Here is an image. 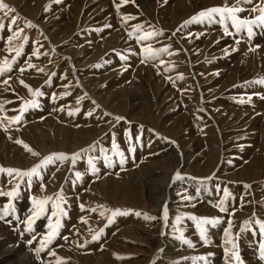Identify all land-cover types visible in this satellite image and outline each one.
<instances>
[{"label": "rangeland", "instance_id": "rangeland-1", "mask_svg": "<svg viewBox=\"0 0 264 264\" xmlns=\"http://www.w3.org/2000/svg\"><path fill=\"white\" fill-rule=\"evenodd\" d=\"M90 1L91 3H88L89 4L88 6L87 2H89V0H77L76 4L74 3L72 4L71 2H68L66 0H62V3L59 4L54 3L53 0H5L6 3H8L10 6L16 9V12L13 13V15L20 17V19L18 20V25L24 29V35H27L29 37V40L24 48V54L19 58V62L16 65H14L13 71L11 73H8L5 77H0V101L10 102V103H5V111L0 112V117L17 115L18 113L16 111H13V109H19L24 104L25 101L33 98L31 97V94H29L30 92L28 88L24 87L19 83L21 79L24 80V82L30 87L32 86L31 87L32 89H40L41 91H43L44 96L38 98L40 102V107L35 109H29V111H27L24 114V120L21 123L13 124L7 131H5L4 127L0 126V166L13 167V168L26 170L31 168L35 164L39 163L40 159L43 156L49 155L54 152H64V153L72 154L80 151L83 148H87L89 145L99 141V144L97 145L95 151L89 153V155H93L101 158L97 164V167L100 168L99 178H97L96 176H92L90 173H88L84 176L82 183L78 182L75 185L72 183V180L75 179L74 177L75 171H81V172L85 171L86 160H87L86 156L77 162L74 169L71 168L70 164L67 163L68 165H66L65 163L59 165V168L57 167V165H50L44 171L43 182L47 186V193H55L57 192V190L59 191L63 189L68 197V204L65 205L67 211L71 210V208L73 207L72 208L73 218L68 213L69 218L67 217L65 218V220L67 219L70 222L66 223L64 222L65 220H63L64 227L60 233L61 237L68 236L69 240L65 242L63 239H57L51 245V248L56 251L59 257L64 258L67 264H100V262L101 264L104 262L107 263L105 257L103 256L105 251L111 253L110 255L114 261V263L111 262V264H193L192 260L185 258L195 257V256H208L209 264H226L224 259L223 239H224V229L226 227L227 220L231 218L234 221V228H233L234 233L240 231V228L243 226V221L253 217L251 214H253L254 212L255 213L253 215H255L257 218L261 220H264V175H263L264 120L263 119L259 120L260 122V124L258 123L259 130L257 129L252 130L251 128H253L252 125L254 124L252 120L254 118L253 116L250 119H247V121L245 119L243 121L242 116H241L242 119L239 117L238 121H235L236 124L238 123L237 125L235 124L233 119L231 120V117H228L229 116L228 111L230 110L231 102L235 104L238 103L243 109L244 107H246L247 110L251 111L252 115H255V113H257L254 107L250 106V103H244V104L239 103V99L241 98L247 100L246 96L240 97L239 94L242 95L249 94V91H247L246 89L247 87L245 86V84H242L244 86L241 85L239 86L237 85L238 87L235 86V88L231 91L232 94L230 96L227 95L228 89L225 90L226 91L225 94L222 92L220 93L218 88L215 87L214 89L213 87V83H215V81L218 79H222L224 72H228V67L230 69L236 67L235 63L238 57L235 58V60L234 57L240 56L241 52L233 53L234 57L232 58V60L234 61H232L231 58H228L231 54H227L225 50L223 51V49H221L224 55L220 53L221 57H219V62L220 59L223 60V62L219 63V65L214 64V61H217L216 60L217 58H214L213 56L214 52L210 53L208 47L205 46L208 43V39L206 38V36H209L207 32L210 30L217 32L218 30H215L212 27L214 26L218 27L220 25L210 24L209 26H204L203 24L200 23H193L188 25L187 27L181 28V25H183L186 16L178 17L177 13H173L174 12L173 9L175 7L174 5L176 4L174 2H177V0L176 1L175 0H150V1L145 0L143 3H140V5H137L136 3L133 6H131L133 3L129 2L128 4L122 5L123 8L120 7V9L122 8L121 11H118L116 7H113L114 6L113 0H102V1L90 0ZM115 1L121 2V0H115ZM135 1L136 0H134V3ZM197 1L198 2L195 5L196 8L198 9V11H196L197 13L203 8L205 9L210 7V6L208 7L204 6L207 2H209V0L207 1L204 0L205 4L202 3L203 0H197ZM49 5L51 6L50 10L48 8ZM80 5H82V7ZM125 5L127 7H125ZM143 6L145 7V9H143L142 12L140 7ZM214 6H221V4L217 3ZM110 7L112 9H110ZM243 7L248 8L246 6ZM36 9H38L39 12L38 19H35L33 18V16H31ZM105 9H107L106 10L107 12L105 11ZM112 10L114 11V14ZM101 12L102 13L105 12L104 15ZM138 12H141L139 13V17H136L133 21L129 20L127 22H123L122 16H124V14L135 17V15L138 14ZM247 14L248 12L246 11L240 13L242 17H246ZM2 15L3 13H0V16ZM113 17H115L116 19ZM82 18H83V22L79 25L77 22H79V19ZM26 20L35 23L41 31H39L37 28L27 27L25 23ZM146 20L152 22V24L149 23V25L155 26V28L162 29L164 31L163 35L155 37V45H153L154 47L160 48L167 46V44H170L172 46V49H175V51L179 52L178 55L174 54L172 57L169 56L171 58L175 57V60H177V62L174 63L175 65L186 63L185 66L187 67L188 55L189 58L192 60L191 61L189 59L192 62V64L194 60L198 62L201 59L203 60V57H207V56L210 57L211 55L210 58H212L211 60L201 61L202 64L200 65L199 63L200 69H196V72L198 73V79L201 85V90L203 92L202 94H204V99L203 100L199 99V103L201 106L203 104V109L205 108L206 111L205 115L211 117L209 118V122L206 124V127L204 126L202 128V131L204 132L203 134L200 133L201 132L200 128H197V126L195 128L193 126L190 118L192 114H190V112H188V110L186 109L185 103L188 101V99L189 100L191 99L189 96H186L187 94H189V92L182 91L183 89L181 87H178L176 84H173V82L168 79V77L171 76L173 80H175V77L177 75L176 72L179 71V69L175 68V70L172 71L171 74H167L165 71L160 70L165 68L166 64L161 65L162 67L160 69L159 68L157 69V67L154 66L156 62L142 65L145 66L147 69L145 70V73L149 72L150 70V72L147 73L148 75L146 74L145 79L142 81L144 82V84L146 83L145 85L148 88L154 84V89L153 90L151 89L152 91H150L152 101L149 102L145 100L143 102V105L144 106L146 105L151 106V104L156 105V103H154L157 102V98H155L156 97L155 94L159 95L158 98H160L161 95H163V97L167 99L166 112H163L160 115V112L155 111L157 114L153 117V119H151V117L148 116L147 120L149 119V122L151 121L150 124L152 126L154 125L153 127H156L161 124L162 126L165 127L166 130H168L171 124L170 122L171 121L174 122V120L177 119L178 120L182 119L180 117L182 114V116L185 115L184 116L185 118L189 116L188 120L190 121L186 120L187 123L184 122L185 126L191 124L192 128H195V129H191L189 127H186L185 129H182L184 132L176 131L174 133H171L172 136L169 134L170 138L168 137L169 135L164 136L163 134L165 138H168L170 140L171 139L175 140L178 145L175 146V142L173 145H165L163 147H160L161 145H159L157 146L156 151H154L152 147L144 148L145 141L147 138L145 126H143L144 127L143 131L140 132V126H139L141 125L140 123L136 124L135 121L130 120L131 123L129 124L128 123L129 121L127 119L117 123L112 117L104 116L103 114L105 112L99 110L96 107V104L99 105L102 104L103 106H105L104 108L106 111L112 112L114 113V115L116 114L111 109L110 104L108 103L109 98L106 97L107 91L109 92V94H112V91L107 90L108 82L104 81L106 83H103V80L106 77H110V78L112 77L120 81L125 76H128L127 82H125L122 86L121 85L117 86L118 89H122V90L124 89L123 87L125 85L130 83L131 77H133L132 75H135L134 73L136 72V70L140 68V66L135 67V64H138V61L140 59L134 57L135 55H133L132 53L134 49V45L136 43V39L134 38V36L130 37L129 33L133 31L132 24L133 25L143 24L145 26L144 27L145 29H150V27L146 25ZM98 22H102L101 23L102 26H100V23ZM106 25H111V27H106ZM168 25H172V26L169 27ZM66 26H68L71 31L69 29L67 31V29L65 28ZM101 27L104 31L98 32L99 35H97L95 29ZM8 28H9V24L6 18L5 29L3 30L2 33H0V35L4 37V39H0V59L10 55L8 54V52L4 50L6 47L5 40L7 36L10 34ZM105 28L108 29L106 30ZM176 28L180 29V31H177L175 34L176 41L175 38H171L172 40L171 42L168 41V39L166 38V31ZM218 28H220L221 34H223L222 26ZM230 30L234 31V29L231 28ZM33 36H36L38 38L36 39ZM113 36H117L118 39L116 38V40L115 39L113 40L112 39ZM224 37L226 38V39L224 38V40H226L228 43L226 44L224 42L221 43V45L223 46L233 45L234 47L239 45L229 38L231 36L228 37L224 35ZM239 38L241 41L242 40L244 41V43L247 45L248 48L254 47L256 49L255 51L264 48L263 34L256 35L254 39L255 42L259 41L260 44H257L259 45V48L256 47L257 45L252 46L251 40H249L246 37V35L243 38L239 36L235 37V39H239ZM37 41H39V44L43 45V47L40 48L41 53L44 52L49 53V55L47 56L45 55L40 56L41 58L47 59L46 64L43 65L45 69V73L47 72L53 73L56 71L55 76L49 74L48 77H44L43 73L41 72L38 73L35 69L26 70L23 73L19 72V68L21 66H26V61L28 57L31 55L33 49L35 47H39V45L36 43ZM178 41H179L178 43L179 45L177 44ZM196 41H200L201 43L202 42L205 43L206 41L207 42L205 44L203 43L202 46H199L200 47L199 48L196 47L195 44ZM146 43H148V41ZM98 49H99L98 53H101V56L98 60L93 61L92 57L98 51ZM110 50L112 51V53L108 54L107 52ZM221 50L219 51L221 52ZM134 51L135 53L142 51V47L135 48ZM193 52L195 58L191 57L193 56L191 54ZM206 52L209 54H207ZM246 52H251V51H246ZM106 54H107V58H109L107 60V64L109 63L110 64L101 66L100 63L103 62L102 56ZM11 55H14V53H12ZM120 56H126L128 57V59L121 60ZM52 57H54V60ZM31 59L33 60V58ZM112 59H114L117 62L126 61L128 62L127 64H132L133 67L130 65L125 66L126 64L125 65L120 64L116 68L110 67L116 64L114 63L115 61ZM184 61L186 62L183 63ZM224 61L228 63L229 66L219 67L220 65H222V63H225ZM32 63L40 67L39 63H35L33 61ZM95 65H100V66L95 67ZM52 68H55V70L51 71ZM35 72L38 74H36ZM65 75L67 76V79L64 78ZM165 76L166 79L169 81L166 82V79L164 78ZM8 77H10L9 84L4 85L3 80ZM33 77L36 83L33 82L32 79ZM193 77H196V75ZM150 78L154 79V80L152 79L153 82L149 80ZM37 79H39L40 81H38ZM49 79H51L50 86L46 83V81H48ZM258 79L254 78L253 81ZM182 81H180V83ZM148 82L151 83L149 84ZM63 83L64 85H69V87L68 88L62 87ZM61 87L64 89H62ZM159 87H162V89H157ZM166 88L170 89V93L172 94L167 95L165 92ZM72 89L76 91L81 89L83 91V96L87 94L86 98L84 99V102L87 105L81 108L79 113L76 114V115H82L81 116L82 119L80 118V120L76 124L72 123L73 118L68 122L64 120L65 117L69 118L68 115L69 110H72L73 108L75 109L78 104L84 105L83 101L82 103H77V98L83 96L79 94L76 97H74V93L76 92ZM65 91L68 92L73 91V92L71 93V95L67 97L60 98V94ZM52 94H56L57 99L54 103H52L53 108L49 107L50 108L49 109L47 106L51 105L50 103L53 102ZM65 98L71 100L67 102L65 101ZM90 99L92 102L90 101ZM45 100L46 102L49 101L47 103V106L45 105L46 104ZM63 101L65 103H62ZM93 101H95V104L93 103ZM42 102L44 103V105ZM62 107L65 108V111H67L66 113L65 111L63 112L56 110ZM237 109H238L237 112H239V108ZM92 110L94 115L92 117L86 116L88 120L84 119L86 113ZM170 111L171 113H176L180 111L181 114H176L175 116H171L169 115ZM128 112L130 113L131 111ZM62 114L64 116H62ZM65 114H67L68 116L67 115L65 116ZM159 115L162 118H159ZM45 116H47L46 119H43ZM170 116L173 118V120L170 119ZM101 118L103 119V124L95 125L90 122V119L91 121L97 122L100 121ZM62 122H65L67 124ZM239 122H243V124ZM214 124L216 126L215 128H214ZM102 125L107 129L102 133H100L101 137L93 140L88 145L73 152L71 151V148H73V144L71 143L72 139H70L71 137L66 139L65 137L62 136L63 134L70 135V132H72V130H80V133L82 134L84 133L83 135L85 137H88V132L92 131L91 129H94L96 131V134H98ZM94 126H96V128L97 126H101V127L96 129L93 128ZM211 127H213L214 129H212ZM129 128L131 129L132 132V142L136 147V151L134 153L128 151L129 143H128V137L126 135V131ZM206 128H210L208 130L214 132L215 130L221 131V129L223 128L222 133L227 137L225 148H222L220 153L221 162L217 165L215 169L211 171H210L212 167L211 165H214L213 163H215V159L213 161V156H212V151L214 150V148L209 145V141L212 139V137L209 135ZM245 130H249V132L248 131L245 132ZM192 132L193 134L191 135ZM113 134H115V139L120 145V147L124 150L125 155L128 157V160H127V164L124 165L123 169H121V167L117 164V166L111 168L110 171L109 168H108L109 170H107L106 169L107 167L104 166L102 159L104 154L100 151V149L101 148L109 149V150L111 149ZM181 134L183 138H186L187 142L189 141L191 142L189 144L190 147L187 146L188 148H186V150L183 149L184 148L183 145H181V143L179 142L180 140H178V137L181 136ZM137 135H140L141 137L139 141H137L136 139ZM153 136L159 141L162 140V138L157 134L153 133ZM42 137H44V139ZM201 137L202 140L200 141L199 139L200 143H197L195 145L194 143L196 142L197 138H201ZM252 138H255L257 145L250 142ZM17 140L23 141L30 148L34 149V151L40 153V156L39 157L32 156L23 147L22 144L16 143ZM78 141L79 139H76L74 143L78 144ZM259 141H261L262 143ZM148 142H152V141L148 140ZM171 142L173 143L172 140ZM259 144L261 146H259ZM62 147L64 149H61ZM68 149H70L71 152L68 151ZM109 154L111 153L109 152ZM176 155L179 156L178 159H176ZM190 155L191 157L189 159ZM156 158L161 159L162 164L167 167V170H164V167L160 166L159 169L154 168L152 171H155V173L158 171L164 172L166 174L165 178L169 177L171 179L168 188L169 196L167 194V200H166L167 202L159 206L160 208L155 209L154 203L152 204L154 207L153 209L152 206L151 209H146V208L143 209L138 206L131 207L130 205L114 204V202L110 201V197L107 194V192H105L104 189H103L104 192L101 190L102 189L101 187H103V184L105 183L104 180H107L110 177H114L115 180L119 177H122L123 179L126 180L128 175L127 172L129 171L131 173H135V171L140 172L141 174L139 175L138 179L144 182L147 181L146 183L153 182L154 179L160 178V176L155 175L153 177L154 179L152 178L151 180L145 173H143V171L146 168L149 169L152 168V166L150 167L148 166L151 163V161L152 162L155 161L153 159ZM184 158L187 162L184 160ZM257 158L261 159L260 166H258L257 164L258 163ZM179 160L183 163H180ZM63 168L67 170L64 171ZM60 170L62 171L61 173L64 174L65 176L59 174ZM105 170L107 171L105 172ZM114 170L116 171L114 172ZM177 171H180L181 174H183L186 177L184 181L174 182L173 180L175 176L174 173ZM254 172L255 173L257 172L260 175L259 179L254 180L253 177V175H255ZM241 174H244V176L242 177L239 176ZM55 175H61V181L64 179L62 183L60 182L61 185L54 184L56 183ZM193 176L197 178L212 176L214 178L208 181L206 186L201 187L199 196L195 200L189 203L188 201H184L181 195H178V193H183L186 190L187 194L196 196V187H197L196 182L187 179V177H193ZM121 183H123V181H116L114 184L118 185ZM0 184H3L5 186V190H7V188L9 187L8 178L6 176H0ZM66 184L68 189H65ZM245 185H250L251 188L250 189L246 188ZM208 188L210 191L208 190ZM213 188L216 189L215 194H212ZM225 188H227L232 193V196L235 198V199L230 198L228 201L229 211L231 212L233 209H235V215L233 217H229L227 213H221L217 208L213 207V204L217 202L220 198H222L223 189ZM20 191H21V195L18 199L14 201V204H15V208H18L16 209V214L17 211H19L17 215L23 219L29 214V209L31 207L30 197L32 195L40 196L43 195V193L41 192L38 183H34L30 191L24 188V186L22 185ZM151 192L152 194L150 195L155 196V194H153L154 192L153 191ZM134 196L133 194H127L126 198L133 199ZM8 199L9 198L7 197H0V206L7 203ZM147 199H148V194H147ZM80 203H84L86 206H91V207H95L97 204H107L112 208L132 209L134 211H140L142 213L146 212L152 216H156L157 219L152 221H146L145 219H143V217H137L134 214L122 215L115 217L114 222L110 226H107L105 228L106 220L101 218L98 215V213H91L87 211L81 212L78 206ZM141 203L146 204V202L143 200L138 201V205H141L142 207L143 205ZM164 205H167L169 209V215H171L169 226L165 231L163 230L164 220L162 219V209ZM248 208H252V209L248 211ZM247 211L249 212L248 215H246ZM178 214H193L199 217L221 216L224 218L225 222L221 223L215 228L209 226L208 235L211 237V238L209 237L210 243L208 245H205L203 244L202 241H200L193 222L185 218L183 223L180 225V227L184 229L185 236L191 239L196 245L194 248H189L187 245L183 244L179 239L176 238L179 235V233L174 232L172 228V225L175 224V217ZM82 216L88 217L89 224H91L94 228H105L104 235L101 237V239L95 242L91 241V236L88 232V225H85L80 221V217ZM7 220H11L12 223H7L6 221L5 222L0 221V227L1 228L3 227L2 229L0 228L1 229L0 244L4 242V241L2 242L3 238L4 240H6L9 238L8 236H11L12 234L14 235L17 234L19 236L16 237V240L18 239L16 241V243H18L16 247H19L20 245L23 247L24 250L22 251V255H24L23 257L24 262L25 261L30 262L31 260L34 264H47L49 261L55 259L50 255L48 261L47 256L49 253L47 251L41 252L39 256H37L34 251L35 248L39 247V239H40L39 234L46 232L47 230L46 218H42L38 220L36 222L37 225H34L37 234V240L33 242L32 245H28L27 243V241L31 239V234L24 232V234L21 235V232L24 231L25 226L19 223L13 216H9ZM17 226L19 228L18 230H16ZM253 229L255 231H246L245 235L247 234V236L243 238H239L238 244L241 245V247H239L240 255L244 261V264H264V261H261L258 256V243L262 239L260 236H258L259 235L258 225H253ZM77 230L79 232L78 235H77ZM211 233L213 234L211 235ZM239 237L242 236L240 235ZM85 239L89 241L87 247H78L77 244L74 243L78 241L79 243L82 244ZM3 251L6 253L7 247H4L0 250V253L2 252L0 254L1 255L0 264H4L9 257V256H3L4 255ZM118 256L124 258L118 259L117 258ZM90 257L93 258L91 259ZM198 264H203V262L202 261L198 262Z\"/></svg>", "mask_w": 264, "mask_h": 264}, {"label": "snow or ice", "instance_id": "snow-or-ice-1", "mask_svg": "<svg viewBox=\"0 0 264 264\" xmlns=\"http://www.w3.org/2000/svg\"><path fill=\"white\" fill-rule=\"evenodd\" d=\"M54 3H62V0H53ZM129 2L134 3V0H121V3L116 5L117 10L119 8L127 4ZM250 4L252 5L251 8H245L243 5ZM50 5L48 6L50 10ZM248 12V17H242L240 13ZM16 12V9L10 6L5 0H0V13H3L0 16V33L3 32L5 29V19L7 18L9 24V35L5 40V51L8 52L10 55L5 56L0 59V77H5L8 73L13 71L14 65L19 62V58L24 54V48L28 43L29 37L24 35V29L18 25V20L20 17L13 15ZM258 13V14H256ZM256 14V15H253ZM131 15H124L122 16V20L127 22L129 20L135 19ZM27 27L29 28H36L37 25L32 21H25ZM193 23H200V24H219L222 26L223 34L225 36H232L234 39L235 37L239 36L243 38L245 35L246 37L251 40L254 35L255 28L264 29V0H234L233 3H229V0H224L223 5L221 6H212L205 9L200 10L195 15L191 16L188 20H185L181 28L187 27ZM106 27H111V25H106ZM234 29V31L230 30ZM150 29H145L143 24H136L133 26V31L129 33V36L136 39L137 43L142 45V55L141 63H152L157 62L154 64L155 67L159 68L161 65L167 64L164 71L171 72L175 70V64L171 62H166L161 59L162 56L165 54L168 56L178 55L179 52H172L170 51V45L164 46L160 48L154 47L151 43H146L154 39L155 37L163 35V30L155 28V26H150ZM102 30V29H101ZM177 31H180L178 28ZM175 35V32L172 33ZM0 39H4L2 35H0ZM39 47H35L28 57L26 61V66H21L19 68V72L23 73L26 70L35 69L37 72H45L44 68H40L37 65L32 63V56L39 58L41 55H49L48 52L41 53L40 48L43 47L42 44H39V41L36 42ZM235 43L239 44L240 39H235ZM254 47H250L249 51H255ZM227 51V50H225ZM14 53V55H11ZM121 60H127L128 57L120 56ZM100 65H95V67H99ZM127 70V69H125ZM52 76H55V73H51ZM218 75V73H217ZM67 79V76L64 77ZM10 77L3 80L4 85L9 84ZM170 81L175 84L176 81H182L185 79L182 73L176 75L175 80L171 76L168 77ZM19 83L24 87L28 88L31 97L30 100L24 102V104L19 109H13L16 111L17 115L12 116H3L0 117V126L4 127L5 131H7L13 124H19L24 120V114L29 111V109H35L40 107L39 99L40 97L44 96V92L40 89H32L29 85H27L24 80H20ZM46 83L50 86L51 79L46 81ZM261 84L264 85V78H260L254 81L245 82V84ZM244 86V85H241ZM63 87L68 88L69 85H63ZM7 90V89H6ZM187 91V89L182 90ZM71 95L70 92L65 91L60 94V98L67 97ZM87 94L83 97L77 98V103H82L83 99H85ZM264 99V96L261 97ZM57 99L56 94H52V101L55 102ZM5 103H10L8 101H0V112L5 111ZM95 104V101H93ZM239 103H251V97H248L247 100L241 98L239 99ZM96 107L99 108L100 105L96 104ZM57 111H65V108L56 109ZM80 111L79 108L72 109L68 111L69 116H73L78 114ZM203 111V109H201ZM88 117H92L94 115L93 111H88L86 113ZM104 116H112V118L119 123L120 121L126 120L125 117L114 115L109 112H105ZM131 123L130 121L128 122ZM143 131V125L140 126V132ZM126 135L128 137L129 148L128 151L134 153L136 151V147L132 142V132L129 128L126 131ZM137 141L141 139L140 135L136 137ZM16 143L22 144L23 147L32 155L39 157L40 153L34 151L30 148L27 144H25L21 140H17ZM99 141L89 145L87 148H83L78 152L68 154L64 152H54L49 155L43 156L40 159V162L35 164L29 169H19L13 167H4L0 166V176H6L8 178V185L9 187L5 190V186L0 184V197H7L9 198L7 203L0 206V221H6L7 223H12L11 220H7L9 216L15 217V219L23 224L24 231L21 232V235L24 232L31 234V239L27 241L28 245H32L33 242L37 240V234L35 231L34 225L36 222L42 218L47 219V230L46 232L40 233L39 239V247L35 248V254L37 256L40 255L41 252L47 251L54 260L48 262V264H67L66 260L62 257H59L55 250L51 248V245L57 239H63L65 242L69 240L68 236L61 237L60 233L64 227L63 220L68 217V211L65 205L68 204V197L65 194L64 190L61 189L55 193H47V186L45 185L44 181V171L50 165H59L68 163L71 165V168H75L78 161L83 159L85 156L87 157L86 160V169L84 172L75 171L74 177L75 179L72 180V183L75 185L76 183H82L84 176L90 173L92 176H96L99 178L100 168L97 167V164L100 157H96L93 155H89V153L95 151ZM100 151L104 154L102 159L104 166L111 169L117 166V164L123 169L124 165L127 163L128 157L125 155L124 150L120 147L118 142L115 139V134H113L112 145L111 149H104L101 148ZM109 152L111 154H109ZM115 157V159H114ZM214 177H204V178H197V177H187V179L193 180L196 182V196L187 194L185 190L183 193H178L181 195L184 201H188L189 203L195 200L201 191V187L206 186L207 182L212 180ZM186 177L181 174L180 171L175 173L173 178L175 181H184ZM34 183H38L40 186V190L43 195L37 196L32 195L31 199V207L29 209V214L21 219L20 216L16 214V208L14 201L18 199L21 195V186L23 185L24 188L27 190H31ZM246 188H251L250 185H245ZM79 198V197H77ZM235 199L232 196V193L227 189H223V196L217 202L213 204V207L217 208L221 213H227L229 217H233L235 215V209L231 212L229 211L228 201L229 199ZM79 208L81 212H91V213H98V215L106 220L105 228L110 226L113 222L115 217L122 216V215H129L134 214L137 217H143L146 221L156 220V216H152L148 213H142L140 211H134L132 209L127 208H112L107 204H97L95 207L86 206L84 203H80ZM194 206V205H193ZM187 218L191 220L195 226V229L198 233L200 241L203 244L208 245L210 243L208 231L209 226L212 228L217 227L221 223H224V218L221 216L217 217H199L193 214H178L175 217V224L172 225L173 231L179 233L176 237L179 239L183 244L187 245L189 248H194L196 245L195 243L187 238L184 234V229L180 227L183 223L184 219ZM162 219L167 222L169 220V209L167 205L163 206L162 209ZM80 221L85 225H88V232L91 236V241L95 242L101 239L104 235L105 228H94L91 224H89V218L86 216L80 217ZM253 225H258V232L259 236L262 238L258 243V256L261 261H264V220L257 218L255 215L253 217L246 219L243 221V226L240 228V231L237 233L233 232L234 228V221L230 218L227 220L226 227L224 229V239H223V250H224V259L226 264H244L243 259L241 258L240 251H239V236L240 233L246 231H255L253 229ZM79 234L77 230V235ZM77 244L78 247H87L89 241L87 239L81 244L78 241L74 242ZM62 246V245H61ZM211 255V254H210ZM118 259H123L124 257H117ZM185 259H190L193 261V264H198V262H203V264H209L208 256H195V257H187Z\"/></svg>", "mask_w": 264, "mask_h": 264}, {"label": "bare ground", "instance_id": "bare-ground-1", "mask_svg": "<svg viewBox=\"0 0 264 264\" xmlns=\"http://www.w3.org/2000/svg\"><path fill=\"white\" fill-rule=\"evenodd\" d=\"M66 1H68V2H71L72 4L74 3V4H76V1L77 0H66ZM102 1V0H101ZM145 0H136L135 1V3H133L131 6H133L134 4H136L137 3V5H140V3H143ZM150 1V0H149ZM176 1V0H175ZM194 3H193V2ZM207 1V0H206ZM79 2V1H78ZM86 2V1H85ZM84 2V3H85ZM97 2V1H96ZM100 2V1H99ZM197 0H181V1H179V0H177V2H174V3H176L174 6V12L173 13H177V16L178 17H183V16H186V19L185 20H188L191 16H193V15H195L197 12L196 11H198V9L196 8V4H197ZM234 2V0H230V4L231 3H233ZM70 3V4H71ZM88 3H91V1L89 0V2H87V5L89 6V4ZM107 3V2H106ZM118 3H121V2H118ZM118 3H117V5H118ZM202 3H204L205 4V1L203 0V2ZM217 3H219V4H223L224 3V0H209V2H207L204 6L205 7H208V6H210V7H212V6H214V5H216ZM108 4H110V3H108ZM128 4V3H127ZM20 5V4H19ZM85 5V4H84ZM100 5V4H99ZM102 5V4H101ZM81 7H82V5H80ZM97 6V5H96ZM110 6V5H109ZM243 6H246V7H248V8H251L252 7V5H250V4H246V5H243ZM74 7V6H73ZM91 7V6H90ZM90 7H88V8H90ZM101 7V6H100ZM113 7H115V6H113ZM122 7V6H121ZM125 7H127L126 5H125ZM94 8V7H93ZM105 8V7H104ZM123 8V7H122ZM121 8V9H122ZM141 8V10H142V12H143V9H145V7L143 6V7H140ZM76 9V8H75ZM110 9H111V7H110ZM121 9L119 8V11H121ZM200 9H202V8H200ZM204 9V8H203ZM41 10V9H40ZM58 10V9H57ZM71 10V9H70ZM85 10V9H84ZM101 10V9H100ZM107 9H105V11H106ZM124 10H126V9H124ZM123 10V11H124ZM148 10V9H147ZM81 11V10H80ZM92 11V10H91ZM109 11V10H108ZM107 12V11H106ZM77 13V12H76ZM89 13V12H88ZM95 13V12H94ZM102 13V12H101ZM105 13V12H104ZM104 13H102L103 15H104ZM124 13H126V12H124ZM128 13H130V12H128ZM169 13V12H168ZM38 14H39V12H38V9H36L35 11H34V13H32V15L31 16H33V18H35V19H38ZM40 14H41V12H40ZM60 14V13H59ZM73 14V13H72ZM90 14V13H89ZM116 14V13H115ZM256 14H258V13H256ZM66 15V14H65ZM125 15V14H124ZM248 15H249V13L247 14V16L246 17H248ZM111 16H112V14H111ZM114 16V15H113ZM117 16V15H116ZM175 16V15H174ZM166 17V16H165ZM66 18V17H65ZM111 18V17H110ZM109 18V19H110ZM113 18H115V17H113ZM167 18V17H166ZM177 18V17H176ZM185 18V17H184ZM30 19V18H29ZM116 19V18H115ZM165 19V18H164ZM171 19V18H170ZM98 20V19H97ZM71 21V20H70ZM99 21V20H98ZM118 22V21H117ZM124 22V21H123ZM181 22H183V21H181ZM78 23V22H77ZM98 23H102V22H98ZM105 23V22H104ZM184 23V22H183ZM204 26H209L210 24H207V23H204L203 24ZM216 25V24H215ZM114 26V25H113ZM169 27H171L172 25H168ZM218 27H221V25L220 26H218ZM218 27H212L213 29H215V30H218L217 32H214V31H208L207 33L209 34V36H206V38L208 39V43L205 45V46H207L208 47V49H209V52L210 53H212V52H214V58H217L216 60L217 61H214V64H218L219 65V63H221V62H223V60H221L220 59V62H219V57H221V54L220 53H222V50L221 49H223V51L224 50H227L226 51V53L227 54H231L228 58H231V60H232V58L234 57L233 56V53H237V52H241V54H240V56H236V57H234V60H235V58H237V61H236V67L235 68H233V69H230L229 67H228V72H224V74H223V77H222V79H218V80H216L215 81V83H213V87H214V89H215V87L216 88H218L219 89V92L221 93H225L226 91V89H228V91H227V95L228 96H230L231 94H232V90L235 88V86H239V85H242V84H245V82H248V81H253V79L255 78V79H258V78H264V48H262L261 50H258V51H251V52H246V51H249V48L247 47V45L244 43V41L242 40H240V43H239V45L238 46H236V47H234L233 45V47L231 46V45H228V46H223V45H221V43H228L226 40H224V35L223 34H221V32H220V28H218ZM39 31H41L38 27H36ZM66 29H67V31H68V29H69V27L68 26H66L65 27ZM117 28V27H116ZM179 28H180V26H179ZM200 28V27H199ZM204 28V27H203ZM106 30L108 29V28H105ZM177 29L178 28H176V29H171V30H168V31H166V38L168 39V41H172L171 40V38H175V41H176V37H175V35H172V33H174L173 31H175V34H176V32H177ZM195 29V28H194ZM197 29V28H196ZM63 30V29H62ZM70 30V29H69ZM205 30H207V29H205ZM204 30V31H205ZM71 31V30H70ZM110 31H112V30H110ZM122 31V30H121ZM233 31V30H232ZM75 32V31H74ZM164 32V31H163ZM124 33V32H123ZM71 34H73V33H71ZM202 34V33H201ZM259 33H255V35H254V37L251 39V43H252V46H255V45H257V44H260L259 43V41L258 42H255L254 41V39H255V37H256V35H258ZM264 35V33H261L260 35ZM115 35V34H114ZM70 36V35H69ZM107 36V35H106ZM120 36V35H119ZM118 36V37H119ZM34 38H38V37H36V36H33ZM110 37V36H109ZM229 37V36H228ZM227 37V38H228ZM238 37V36H237ZM50 38V37H49ZM116 38H117V36H113V40L115 39L116 40ZM122 38H123V36H122ZM44 39V38H43ZM118 39V38H117ZM204 39V38H203ZM206 39V40H207ZM226 39V38H225ZM231 39V38H230ZM240 39V38H239ZM46 40H47V38H46ZM110 40V39H109ZM121 40V39H120ZM205 40V39H204ZM235 40V39H234ZM45 41V40H44ZM49 41V40H48ZM47 41V42H48ZM118 41V40H117ZM202 41V40H201ZM46 42V43H47ZM115 42V41H114ZM113 42V43H114ZM207 42V41H206ZM205 42V43H206ZM49 43V42H48ZM176 43V42H175ZM179 43V41L177 42V44ZM204 42H200V41H196V47H199V46H202V44H203ZM204 43V44H205ZM119 44V43H118ZM117 44V45H118ZM235 44V43H234ZM46 45V44H45ZM108 45H110V44H108ZM179 45V44H178ZM48 46V45H47ZM92 47V46H91ZM115 47V46H114ZM224 47V48H223ZM195 48V47H194ZM200 48V47H199ZM198 48V49H199ZM206 48V47H205ZM91 49V48H90ZM93 49V48H92ZM207 50V49H206ZM205 50V51H206ZM219 50H221V52L219 51ZM243 50V51H242ZM46 51V50H45ZM102 51V50H101ZM189 51V50H188ZM99 52V49H98V51L93 55V57H92V60L93 61H96V60H98L99 58H100V56H101V53H98ZM91 53V52H90ZM186 53V52H185ZM196 53V52H195ZM207 53V52H206ZM243 53V54H242ZM9 54V53H8ZM188 54V53H187ZM193 56H191L192 58H195L194 57V52L193 53H191ZM207 54H209V53H207ZM239 54V53H238ZM182 55H184V54H182ZM181 55V56H182ZM222 55H224L223 53H222ZM212 56V57H213ZM188 57H189V55H188ZM187 57V58H188ZM210 57H211V55H210ZM227 57V56H226ZM33 58V62H35V63H39L40 64V68H44V66L43 65H45L46 64V62H47V59L46 58H41V57H39V58H37V57H32ZM53 58V60H54V57H52ZM80 58V57H79ZM112 58H113V56H112ZM116 58V57H115ZM114 58V59H115ZM168 58H169V56H168ZM186 58V59H187ZM227 58V59H228ZM50 59V58H49ZM114 59H112V60H114ZM183 59V58H182ZM185 59V60H186ZM190 59V58H189ZM188 59V66L186 67L185 66V62L186 61H184L183 63H185V64H182V65H184V68H182V67H180V68H178L179 70H182L183 72H182V74L183 75H186V77H185V79L181 82L182 83V86H181V83H180V81H176L175 82V84L178 86V87H181L183 90H185V89H187V92H189V94H187L186 96H189L191 99L189 100L188 99V101L185 103V105H186V109L188 110V112H190V114H192L191 115V122H192V124H193V126L196 128V126H197V128H200L201 129V134H203L204 132L202 131V128L205 126L206 127V124L209 122V118H211L210 116H207V115H205L206 114V111H205V108L203 109V104H202V106L200 105V103H199V99L201 100H203L204 99V94H202L203 92H202V90H201V85H200V82H199V79H198V76H196V77H193V76H195V73H194V71H193V64H192V60L190 61ZM52 60V59H51ZM135 60H136V58H135ZM234 60H232V61H234ZM115 61V60H114ZM114 61H112V62H114ZM131 61V60H130ZM123 62V61H122ZM122 62H117V61H115L114 63H116L115 65H113V67H115V66H119L120 64H123ZM137 62V61H136ZM179 62V61H178ZM225 62V61H224ZM70 63H72V62H70ZM77 63V62H76ZM182 63V62H181ZM56 65V64H55ZM70 65V64H69ZM134 65V64H133ZM43 66V67H42ZM128 66V65H127ZM140 66V68L138 69V70H136V72L134 73L135 75H132L133 77H131V80H130V83H126L127 85H125L123 88V90L122 89H118L117 88V86H119V85H123L125 82H127L128 81V76H125L122 80H120V81H118L117 79H115V78H110V77H106L104 80H103V83H106V82H108L107 83V85H108V89L107 90H110V91H112V94H109V92L107 91V98H109V100H108V103L110 104V107H111V109L116 113L115 115H119V116H123V117H125L128 121H130V120H132V121H135L136 122V124H141V125H143V126H145V130H146V136H147V138H146V142H145V147L144 148H147V147H152L153 149H154V151H156L157 150V146H159V145H161L160 147H163V146H165V145H168V143L169 144H171V145H173L174 144V142H175V146H177L178 144H177V142L175 141V140H173V139H171L172 141H173V143L171 142V140L170 139H168V138H165L164 136L165 135H171V133H174V132H176V131H179V132H182L183 130L182 129H185L186 127H189V128H191V129H195V128H192V125L191 124H188L187 126H185V124H184V122L185 123H187V121L186 120H188L189 118V116L187 117V118H185L184 116H182V114H181V110L179 111V112H176V113H171V111L169 112V115H171V116H175L176 114H181V118L182 119H177V120H174V122H170L169 124H170V127H169V129L168 130H166L165 129V127L164 126H162L161 124L160 125H158V126H156V127H153L151 124H150V122H149V119L147 120V117L148 116H150L151 117V119H153V117L157 114L155 111H157V112H160V115H161V113H163V112H166V106H167V103H166V98H164L163 97V95H161V97L160 98H158L159 97V95L158 94H155V98H157V102H154V103H156V105L155 104H151V106L149 105V106H144L143 105V102L146 100V101H152V99H151V92L150 91H152L153 89H154V84L153 85H151L149 88L144 84V82L142 81V80H144L145 79V77H146V74L147 73H149L150 72V70H149V72H147V73H145V70H147L146 69V67L145 66H142V65H139ZM167 66V65H166ZM165 66V67H166ZM225 66H229V64L228 63H222V65H220L219 67H225ZM235 66V65H234ZM133 67V66H132ZM47 69V68H46ZM131 69V68H130ZM164 69L165 68H163V69H160V70H162V71H164ZM219 69H221V68H219ZM55 70V68H52V70L51 71H54ZM153 71H154V69H153ZM157 71V70H156ZM222 71V70H221ZM30 72V71H29ZM28 72V73H29ZM47 72V71H46ZM102 72H104V71H102ZM129 72V71H128ZM158 72H159V70H158ZM172 72V71H171ZM171 72H166L167 74H171ZM28 73H26V74H28ZM34 73V72H33ZM36 73V72H35ZM39 73V72H38ZM38 73H36V74H38ZM53 73H55L56 74V71L55 72H53ZM154 73V72H153ZM157 73V72H156ZM161 73V72H160ZM173 73H175V72H173ZM30 74H32V73H30ZM35 74V75H36ZM49 74H51V72H47V73H45V72H43V75H44V77H48V75ZM121 74V73H120ZM215 74V73H214ZM43 75H41V76H43ZM112 75V74H111ZM148 75V74H147ZM156 75V74H155ZM222 75V74H221ZM85 76V75H84ZM110 76V75H109ZM130 76V75H129ZM152 76V75H151ZM161 76V75H160ZM213 76V75H212ZM211 76V77H212ZM19 77V76H18ZM38 77V76H37ZM44 77H43V79H44ZM158 77V76H157ZM191 77H193V78H191ZM219 77V76H218ZM26 78V77H25ZM41 78V77H40ZM155 78V77H154ZM162 78V77H161ZM33 79V82H35L34 81V77L32 78ZM153 79V78H152ZM151 78L149 79L150 81H152L153 82V80H152ZM190 79H193V80H190ZM18 80V79H17ZM38 81H40L39 79H37ZM42 80V79H41ZM156 80V79H155ZM26 81V80H25ZM29 81H30V79H29ZM32 81V80H31ZM104 81H106V82H104ZM161 81V80H160ZM43 82V81H42ZM157 82V81H156ZM166 82H167V80H166ZM36 83V82H35ZM34 83V84H35ZM39 83V82H38ZM67 83V82H66ZM81 83V82H80ZM149 83V82H148ZM151 83V82H150ZM149 83V84H150ZM169 84V83H168ZM256 83H252V84H245V86L247 87H245L246 89H247V91H249V92H251L252 94H254V96H252L251 97V101H253V103H255V105H257V106H255L254 107V109L256 110V112L257 113H259V114H257V113H255V115H252L251 114V111H249V110H247V108L246 107H244V109L237 103V104H235V103H233V102H231L230 103V110L228 111V117H231V120L233 119V121L235 122V121H238V119H239V117L241 118V116L243 117V121H244V119L247 121V119H250L252 116L254 117L252 120H253V125H252V127L253 128H251L252 130L253 129H257V130H259V126H258V123L260 124V122H259V120H261V119H263L264 120V99H262L261 97L262 96H264V85H261V84H257V85H255ZM32 85V84H31ZM36 85V84H35ZM63 85H64V83H63ZM166 85V84H165ZM53 86V85H52ZM156 86V85H155ZM162 86V85H161ZM164 86V85H163ZM176 86V87H177ZM237 86V87H238ZM32 87V86H31ZM34 87V86H33ZM63 87V86H62ZM61 87V88H62ZM164 88V87H163ZM17 89V88H16ZM62 89H64V88H62ZM152 89V90H151ZM157 89H162V87H159V88H157ZM72 90H74V89H72ZM23 91V90H22ZM76 93H74V96H77V95H79V94H81L82 96H83V91L80 89V90H74ZM156 91V90H155ZM164 91V90H163ZM218 91V90H217ZM244 91H246V90H244ZM73 92V91H72ZM72 92H70V93H72ZM165 92H166V94L167 95H169V94H172V93H170V89H168V88H166L165 89ZM172 92H174V91H172ZM3 93V92H2ZM96 93V92H95ZM157 93V92H156ZM205 93V92H204ZM30 94V93H29ZM160 94V93H159ZM164 94V93H163ZM226 94V93H225ZM106 95V94H105ZM202 95H203V97H202ZM255 95H260L259 97H256ZM152 96H154V95H152ZM221 96V95H220ZM166 97V96H165ZM185 97V96H184ZM241 97V96H240ZM247 98V97H246ZM71 100V99H70ZM170 100V99H169ZM42 101V100H41ZM90 101H91V99H90ZM43 102H44V100H43ZM42 102V103H43ZM49 102V101H48ZM48 102H46V100H45V105L47 106V103ZM87 102V101H86ZM89 102V101H88ZM92 102V101H91ZM52 103H54V102H51L50 104L51 105H48L47 107L49 108H53L52 107ZM63 103V102H62ZM65 103V102H64ZM146 103V102H145ZM201 103H202V101H201ZM104 104V103H103ZM42 105V104H41ZM43 105H44V103H43ZM42 105V106H43ZM57 105V104H56ZM66 105H68V104H66ZM87 105V104H86ZM99 105V104H98ZM102 105V104H101ZM100 105V107L98 108L99 110H101V111H103V112H109V111H106L105 110V106H101ZM136 105H138V106H136ZM61 106V105H60ZM184 106V105H183ZM251 106V105H250ZM67 107V106H66ZM49 108V109H50ZM237 108H239V112H237ZM74 109V108H73ZM156 109V110H155ZM170 109V108H169ZM174 109V108H173ZM201 109H203V111H201ZM111 110V111H112ZM263 110V111H262ZM93 111V110H92ZM128 111H131L130 113L128 112ZM64 112V111H63ZM67 111H65V113H66ZM82 112V111H81ZM109 113H112V112H109ZM112 114H114V113H112ZM159 114V113H158ZM67 114H65V116H66ZM159 115V118H162L161 116ZM167 115V114H166ZM169 115H168V117H169ZM256 115H258V116H256ZM62 116H64L63 114H62ZM68 116V115H67ZM82 115H75V116H69V118H66L65 117V121L66 122H68V121H70L72 118H73V121H72V123H74V124H76V123H78V121L80 120V118L82 119V117H81ZM84 116V115H83ZM87 115H85V117H84V119H87V117H86ZM165 116V115H164ZM170 116V119L171 120H173V118ZM54 117V116H53ZM110 117H112V116H110ZM166 117V116H165ZM174 118H176V117H174ZM242 119V118H241ZM36 120V119H35ZM88 120V119H87ZM107 121V120H106ZM188 121H190V120H188ZM90 122L92 123V124H95V125H100V124H103V119L101 118V120L100 121H91V119H90ZM104 122H105V120H104ZM165 122V121H164ZM262 122V121H261ZM62 123H65V122H62ZM80 123V122H79ZM89 123V122H88ZM160 123V122H159ZM239 123H242L243 124V122H239ZM37 124V123H36ZM65 124H67V123H65ZM235 124H236V122H235ZM238 124V123H237ZM236 124V125H237ZM252 124V123H251ZM45 125V124H44ZM58 125V124H57ZM69 125V124H68ZM71 125V124H70ZM141 125H139V126H141ZM73 126H75V125H73ZM85 126V125H84ZM169 126V125H168ZM219 126V125H218ZM217 126V127H218ZM63 127V126H62ZM91 127V126H90ZM99 127H101V126H97V128H96V126H94L93 128H96V129H98ZM216 126H215V124H214V128H215ZM242 127V126H241ZM144 128V127H143ZM212 129H214L213 127H211ZM240 128V127H239ZM243 128V127H242ZM52 129V128H51ZM54 129H56V128H54ZM61 129V128H60ZM91 129V128H90ZM107 128H105L103 125H102V127H101V129L99 130V132H98V134H96V131L94 130V129H91L92 131H89L88 132V137H85L82 133H80V130H72V132H70V135L69 134H63L62 136L63 137H65L66 139H68V138H70V139H72V141H71V143L73 144V148H71V151L73 152V151H76V150H78V149H80V148H82V147H84V146H86V145H88L89 143H91L93 140H95V139H97V138H99V137H101V135H100V133H102L103 131H105ZM188 129V128H187ZM208 129H210V128H206V130L208 131V133H209V135L212 137V139L209 141V145L211 146V147H213L214 148V150L212 151V156H213V161H214V159H215V163H213L214 165H211L212 167H211V169H210V171L211 170H213V169H215L216 167H217V165L221 162L220 161V159H221V157H220V153H221V149L222 148H225V143L227 142V137H226V135H224L223 133H222V130H223V128L221 129V131L220 130H215V132L214 131H209ZM217 129V128H216ZM62 130V129H61ZM242 130V129H241ZM64 131H66V130H64ZM246 131H248L249 132V130H245V132ZM261 131V130H260ZM39 132V131H38ZM69 132V131H68ZM184 132V131H183ZM193 132H194V130H193ZM193 132L191 133V135L193 134ZM45 133V132H44ZM153 133L154 134H157V135H159L161 138H162V140L161 141H159V140H157L154 136H153ZM56 134V133H55ZM54 134V135H55ZM96 134V135H95ZM105 134V133H104ZM163 134H164V136H163ZM95 135V136H94ZM170 135L168 136L169 138H170ZM256 135V134H255ZM91 136V137H90ZM158 136V137H159ZM172 136V135H171ZM90 137V138H89ZM157 137V138H158ZM159 137V138H160ZM185 137H187V136H185ZM196 137H197V135H196ZM43 139H44V137H42ZM172 138H174V137H172ZM189 138V137H188ZM28 139V138H27ZM46 139V138H45ZM48 139V138H47ZM76 139H79V141H78V144H75L74 143V141L76 140ZM191 139V138H190ZM194 139V138H193ZM199 139H200V141L202 140V137L201 138H197V140H196V142L194 143L195 145L197 144V143H200L199 142ZM61 140V139H60ZM148 140L149 141H152V142H148ZM178 140H180L179 142L181 143V145H183V149H185L186 150V148H188L187 146H189L190 147V141L189 142H187V140H186V138H183L182 137V134H181V136H179L178 137ZM44 141H46V140H44ZM50 141V140H49ZM193 141V140H192ZM263 141V140H262ZM40 142V141H39ZM67 142V141H66ZM250 142L251 143H253V144H256V140H255V138H252L251 140H250ZM259 142H261V141H259ZM262 143V142H261ZM260 143V144H261ZM34 144V143H33ZM66 144V143H65ZM75 144V145H74ZM259 144V146H261ZM44 145V144H43ZM257 145V144H256ZM64 146V145H63ZM198 146V145H197ZM263 146V145H262ZM180 147V146H179ZM47 148H49V147H47ZM159 148V147H158ZM52 149V148H51ZM50 149V150H51ZM61 149H64L63 147L61 148ZM180 149V148H179ZM34 150V149H33ZM143 150V149H142ZM172 150H173V148H172ZM184 150V151H185ZM188 150V149H187ZM26 151V150H25ZM48 151V150H47ZM68 151H70V149H68ZM70 151V152H71ZM217 151V152H216ZM183 152V151H182ZM156 153V152H155ZM174 154V153H173ZM172 154V155H173ZM186 154V153H185ZM158 155V154H157ZM257 155V154H256ZM260 155V154H259ZM27 156H29V155H27ZM163 156V155H162ZM174 156V155H173ZM219 156V157H218ZM161 157V156H160ZM159 157V158H160ZM185 157V156H184ZM190 157H191V155L189 156V159H190ZM179 158V156L178 155H176V159H178ZM182 158V157H181ZM153 160H155V161H151V163L149 164V166L148 167H150V166H152V168H146L144 171H143V173H145L151 180H152V178L155 176V175H157V176H160V178H157V179H154L153 180V182H150V183H146V182H144V181H142V180H140V179H138L139 178V175L141 174L140 172H138V171H135V173H131L130 171L129 172H127L128 173V175H127V179L125 180V179H123L122 177H119V178H117L116 180H115V178L114 177H110L109 179H107V180H104L105 181V183L103 184V187H101L102 189V191H103V189H104V191L105 192H107V194L109 195V197H110V201H112V202H114V204H120V205H130L131 207H133V206H138V207H141V208H146V209H151V206H152V209L155 207V209H157V208H160L159 206H161L163 203H165V202H167L166 200H167V194H168V196H169V192H168V188H169V185H170V181H171V179L168 177V178H165V173L164 172H160V171H158V172H156L155 173V171H152L154 168H157V169H159L160 168V166H163L164 167V170H167V167L165 166V165H163L162 164V162H161V159H158V158H156V159H153ZM172 160V159H171ZM184 160H185V158H184ZM183 160V161H184ZM212 160V159H211ZM180 161V160H179ZM178 161V162H179ZM186 161V160H185ZM257 161H258V166H260V162H261V159H259V158H257ZM176 162V161H175ZM187 162V161H186ZM190 162V161H189ZM210 162V161H209ZM180 163H183V162H181L180 161ZM171 164V163H170ZM178 164V163H177ZM262 164V163H261ZM66 165H68L67 163H66ZM186 165H187V163H186ZM180 166V165H179ZM192 166V165H191ZM185 167V166H184ZM187 167V166H186ZM220 167V166H219ZM249 168H250V166H249ZM64 169V171H66L67 169H65V168H63ZM107 170H109L108 168H106ZM192 169V168H191ZM107 170H105V172L107 171ZM143 170V169H142ZM162 170V169H161ZM249 170H252V169H249ZM110 171H111V169H110ZM116 170H114V172H115ZM128 171V170H127ZM216 171V170H215ZM62 171L60 170V173L59 174H62L61 173ZM134 172V171H133ZM263 172H264V170H263ZM262 172V173H263ZM142 173V174H143ZM176 173V172H175ZM174 173V174H175ZM251 173H253V172H251ZM255 173V172H254ZM57 174V173H56ZM168 174V173H167ZM51 175V174H50ZM63 176H65L64 174H62ZM263 175H264V173H263ZM52 176V175H51ZM143 176H145V175H143ZM142 176V177H143ZM239 176H244V174H241V175H239ZM55 177H56V183H54V184H60V182L62 183V181L64 180H62L61 181V175H55ZM167 177V176H166ZM171 177V176H170ZM253 177H254V180L255 179H259L260 178V175L256 172L255 173V175H253ZM262 177V176H261ZM95 178V177H94ZM140 178H141V176H140ZM147 178V177H146ZM172 178V177H171ZM236 179H238V178H236ZM239 180H241V179H239ZM116 181H123V183H121V184H118V185H116V184H114ZM149 181V180H148ZM236 181V180H235ZM143 182V183H142ZM98 183H100V182H98ZM118 183V182H117ZM252 183V182H251ZM61 185V184H60ZM71 186V185H70ZM97 186V185H96ZM95 186V187H96ZM107 187V188H106ZM65 189H68L67 188V184L65 185ZM99 189V188H98ZM132 191H131V190ZM208 190H209V188H208ZM215 190L216 189H214L213 188V193L212 194H215L216 192H215ZM58 191V190H57ZM103 191V192H104ZM151 191H153L154 193L153 194H155V196H152V195H150V194H152V192ZM210 191V190H209ZM76 192V191H75ZM218 192V191H217ZM211 193V192H210ZM106 194V195H107ZM127 194H133V196H134V194H135V196H134V198L133 199H128V198H126V196H127ZM147 194H148V199H147ZM248 194V193H247ZM249 194H251V193H249ZM105 195V194H104ZM131 196V195H130ZM131 198V197H130ZM140 200H143V201H145L146 202V204H144V203H141L142 205H143V207L141 206V205H138V201H140ZM134 201V202H133ZM154 203V207H153V204ZM29 206H30V204H29ZM253 206V205H252ZM250 207V206H249ZM73 208V207H72ZM72 208H71V210H69L68 211V213L71 215V217H72V215H73V211H72ZM16 209H18V208H16ZM28 209V208H27ZM250 209H252V208H248V211H250ZM153 211V210H152ZM247 211V213H246V215H248V212ZM18 212L19 211H17V214H18ZM255 213V212H254ZM253 213V214H254ZM253 214H251L252 216H253ZM77 215V214H76ZM247 217V216H246ZM250 217V216H249ZM69 218V217H68ZM73 218V217H72ZM65 220V219H64ZM71 221H72V219H71ZM5 222V221H4ZM64 222H66V223H68V222H70V221H68L67 219L64 221ZM2 224V223H1ZM35 225H37V224H35ZM1 228V227H0ZM3 228V227H2ZM1 228V229H2ZM5 228H6V226H5ZM15 228V227H14ZM0 229V230H1ZM19 228H18V226L16 227V230H18ZM38 229V228H37ZM85 229V228H84ZM5 230V229H4ZM218 231V230H217ZM223 232V231H222ZM16 233V232H15ZM83 233H85V232H83ZM216 233V232H215ZM213 233H211V235H212ZM221 234V233H220ZM223 235V234H222ZM240 235L242 236V237H239V238H243V237H245V236H247V234L245 235V232H243V233H240ZM3 236V235H2ZM17 236H19V235H17V234H12L11 236H8L9 238L8 239H6V240H4V238L3 237H1V238H3L2 239V244H4V245H2V244H0V250L2 249V248H4V247H7V252L5 253L4 251V255L3 256H9L8 257V260L4 263V264H19V263H21V264H34L31 260H30V262H24L23 261V257H24V255H22V251L24 250L23 249V247L20 245L19 247H16V245H18V243H16V241L18 240H16V237ZM209 236V235H208ZM259 236V235H258ZM7 237V236H6ZM210 237V236H209ZM216 237V236H215ZM211 238V237H210ZM209 238V239H210ZM245 240H247V239H245ZM217 242V241H216ZM257 242V241H256ZM1 243V242H0ZM239 247H241V245H239ZM2 253V252H1ZM0 253V254H1ZM214 253V252H213ZM111 253H109V252H107V251H105L104 252V254H103V256L105 257V259H106V261H107V263L106 262H104V263H102V264H111V262L112 263H114V261H113V259H112V257H111V255H110ZM1 256V255H0ZM20 257V258H19ZM91 258V257H90ZM93 258V257H92ZM91 258V259H92ZM98 258V257H97ZM27 260H29V259H27ZM14 261V262H13ZM98 261V260H97ZM96 262V261H95ZM100 264H101V262H100Z\"/></svg>", "mask_w": 264, "mask_h": 264}]
</instances>
